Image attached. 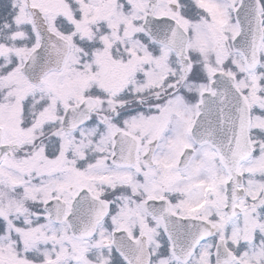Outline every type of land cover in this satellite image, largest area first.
Instances as JSON below:
<instances>
[{
    "label": "snow or ice",
    "instance_id": "6c2138e0",
    "mask_svg": "<svg viewBox=\"0 0 264 264\" xmlns=\"http://www.w3.org/2000/svg\"><path fill=\"white\" fill-rule=\"evenodd\" d=\"M0 264H264V0H0Z\"/></svg>",
    "mask_w": 264,
    "mask_h": 264
}]
</instances>
